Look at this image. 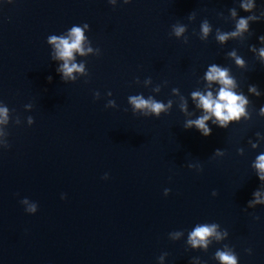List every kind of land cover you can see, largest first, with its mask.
Here are the masks:
<instances>
[{
    "label": "water",
    "instance_id": "95a60500",
    "mask_svg": "<svg viewBox=\"0 0 264 264\" xmlns=\"http://www.w3.org/2000/svg\"><path fill=\"white\" fill-rule=\"evenodd\" d=\"M234 6L236 0H119L115 7L107 0H0V100L14 109L11 147L0 149V264H158L162 252L166 264H189L192 256L218 264L212 256L224 243L235 247L240 264H264V205L247 208L260 183L250 163L264 150L247 141L264 133V117L253 112L252 120L212 126L204 137L183 127L176 105L156 118L134 115L127 103L141 92L166 102L173 87L188 96L211 62L229 65L245 93L248 84L264 90V65L248 49L259 46L264 20L251 24L247 40L223 46L214 31L207 41L192 34L204 18L214 29L231 30L232 22L218 13L227 15ZM193 10L197 17L189 22ZM83 22L101 55L78 57L87 61L90 76L65 83L46 38ZM177 22L188 25L187 44L169 35ZM233 47L248 61L246 69L225 58ZM137 76H151L153 86L168 83L151 93ZM107 99L119 107L105 108ZM250 100L255 109L264 104V96ZM216 148L225 155L214 158ZM197 162L202 171L187 166ZM165 188L171 189L167 196ZM25 196L38 202L35 214L20 204ZM197 222H218L229 237L207 252L186 250V232L169 239V232Z\"/></svg>",
    "mask_w": 264,
    "mask_h": 264
},
{
    "label": "clouds",
    "instance_id": "9594fccd",
    "mask_svg": "<svg viewBox=\"0 0 264 264\" xmlns=\"http://www.w3.org/2000/svg\"><path fill=\"white\" fill-rule=\"evenodd\" d=\"M8 3H13V0H7ZM107 2L115 7L119 0H107ZM123 4H130L132 0H122ZM238 7L234 6L228 10V14L219 12L218 16L225 21L232 22L231 30H223L221 27L213 28L212 23L207 18L200 21L199 30L193 29V35L201 41H207L214 31L215 41L223 46L230 40H239L241 42L247 40L252 35L251 24L264 20V6L258 7L257 0H236ZM239 10L249 13L246 16L239 15ZM197 13L193 10L188 14L189 22L195 21ZM91 30V26L87 22L73 24L59 34H49L46 38L47 44L50 46V58L56 62V72L60 75L63 82H75L80 77H89L90 73L87 68V61L78 59V57H87L89 55H101L99 46L94 47L87 33ZM188 25L177 22L171 25L170 36L177 39H182L185 44L189 42V36L186 35ZM259 46L249 44L248 49L253 53L255 59L264 65V34L257 37ZM225 58L230 60L237 68L246 69L248 61L240 54L239 49L233 47L225 52ZM51 81L52 77H48ZM87 82V81H86ZM137 84H143L145 88H151V93H160L162 87L167 85V81L157 83L153 86L151 76L145 77L143 81L140 77L135 78ZM198 82L201 86L192 90L188 96H185L178 87L171 89V97L166 100L157 99L153 94L145 96L143 92L132 94L127 97V103L134 115L142 117L159 118L162 114L171 112L174 105L184 115L183 127L185 129L195 128L202 136H210L213 132V127L229 128L234 123L241 121H250L253 119V112L259 117H264V104H261L258 109L250 107L252 101L250 96H264V90H261L256 84L247 85V93L241 88L240 81L234 75L232 68L229 65L222 63H209L203 74L199 77ZM107 97H112L111 90L107 91ZM94 99L101 98V92L95 90L93 93ZM189 99L191 100L192 108L190 109ZM105 108H118L115 99H107ZM33 104L27 103L24 105L26 111H31ZM124 111H128L125 108ZM14 109L0 100V149L11 147L8 140L9 131L8 125L13 121L12 113ZM27 124L34 123L32 115L27 116ZM15 124L22 123L21 117L17 115L14 120ZM255 139L248 138L247 143L252 149L261 148L264 144V133L257 131L254 134ZM225 151L222 148H216L213 152V157H223ZM243 147L237 148L240 155L244 154ZM189 168H194L197 171H202L203 166L197 163H189ZM251 169L258 177L259 186L253 191L252 198L247 202V208H256L257 205H264V150L259 151L250 163ZM103 179L109 178V173L105 172ZM171 192L170 188L164 189V195L167 196ZM212 195L216 196L217 191L213 189ZM67 194L61 193V199H66ZM24 206V211L28 214H35L38 211L39 205L37 201L31 200L25 196L20 201ZM245 208V211H247ZM259 220L260 217H254ZM186 250H202L207 252L213 243H221L229 237L227 228H222L218 222H197L190 229L173 230L168 233L169 239L173 241L185 238ZM248 254L252 253V248H246ZM167 252H162L158 257V264H166ZM212 258L218 264H240V256L234 246L224 243L213 253ZM189 264H207L200 256L190 257Z\"/></svg>",
    "mask_w": 264,
    "mask_h": 264
}]
</instances>
